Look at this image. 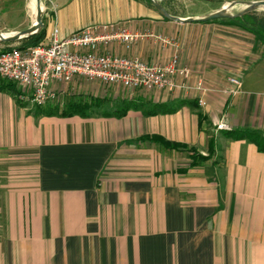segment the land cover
Wrapping results in <instances>:
<instances>
[{
	"label": "crops",
	"instance_id": "0c3cea01",
	"mask_svg": "<svg viewBox=\"0 0 264 264\" xmlns=\"http://www.w3.org/2000/svg\"><path fill=\"white\" fill-rule=\"evenodd\" d=\"M51 1L45 42L54 28L114 24L142 37L99 52L158 66L175 56L190 75L172 91L75 78L48 105L83 101L85 115L70 117L35 116L28 93L0 78V166L20 175L0 185V264H264V31L172 22L145 0ZM159 1L186 19L264 0ZM221 119L229 131H216Z\"/></svg>",
	"mask_w": 264,
	"mask_h": 264
},
{
	"label": "built area",
	"instance_id": "2783aa9c",
	"mask_svg": "<svg viewBox=\"0 0 264 264\" xmlns=\"http://www.w3.org/2000/svg\"><path fill=\"white\" fill-rule=\"evenodd\" d=\"M45 2L52 3L51 0ZM140 37L114 24L88 25L66 37H60L54 28L43 45L23 49L15 46L0 53V78L28 93L30 104L38 107L58 103L59 93H62L59 87L75 78L97 81L105 86L120 85L129 90L186 89L184 82L190 72L178 66L175 56L168 64L158 66L137 58L99 52L100 47L111 43L128 46ZM178 78L182 84L177 82ZM227 81L231 85L227 93L233 95L241 82L232 77ZM195 90L201 95L206 92L201 82L196 84ZM198 104H204L201 98ZM216 131H229V126L221 119Z\"/></svg>",
	"mask_w": 264,
	"mask_h": 264
},
{
	"label": "rangeland",
	"instance_id": "374dc122",
	"mask_svg": "<svg viewBox=\"0 0 264 264\" xmlns=\"http://www.w3.org/2000/svg\"><path fill=\"white\" fill-rule=\"evenodd\" d=\"M29 0H0V33L2 34H9V33H16V32H23L32 25L30 19V12H29ZM42 5V24H43V16L47 15L45 9L48 8V3L45 0H41ZM43 10H45L43 12ZM238 9H235L233 12L235 13ZM240 23L244 25L252 26V28L259 34L260 31H264L263 22L264 14L261 13H250L245 17H242ZM221 20H217L219 22ZM45 25L47 23L45 22ZM251 28V27H249ZM252 34V33H251ZM19 43H11L10 47L18 46ZM4 47V44H0V49ZM235 78V77H232ZM237 79V78H236ZM239 80V79H238ZM240 81V80H239ZM236 93L233 95L237 94ZM55 103V102H54ZM6 166H0V185H8L12 183H18L19 176L18 174H14L13 170L4 169ZM30 176V175H29ZM22 183L25 181L21 180Z\"/></svg>",
	"mask_w": 264,
	"mask_h": 264
},
{
	"label": "water",
	"instance_id": "95a60500",
	"mask_svg": "<svg viewBox=\"0 0 264 264\" xmlns=\"http://www.w3.org/2000/svg\"><path fill=\"white\" fill-rule=\"evenodd\" d=\"M156 10V12L161 15L164 19L185 24V23H207L215 20H238L250 13L264 9V1L257 2H248V1H239V2H230L226 6L221 7L220 9L201 17L196 18H186L180 19L169 15V13L163 8L159 0H149ZM36 2V23L33 27L23 32H17L16 34H2L0 33V44H11V43H20L22 41L28 40L33 36L40 33L43 30L42 24V9H41V0H35ZM244 6V10L233 12L237 7Z\"/></svg>",
	"mask_w": 264,
	"mask_h": 264
},
{
	"label": "trees",
	"instance_id": "16d2710c",
	"mask_svg": "<svg viewBox=\"0 0 264 264\" xmlns=\"http://www.w3.org/2000/svg\"><path fill=\"white\" fill-rule=\"evenodd\" d=\"M148 5H150L152 8V4L149 0H145ZM154 9V8H153ZM217 21V20H215ZM215 21H211V22H215ZM240 20H228V22L231 25H237ZM211 22H207V23H211ZM241 28L246 29L247 31H249L250 33L254 34L257 36V32L252 28V26H249L251 28H248L247 25H244L243 23H241L240 25ZM45 29L43 28V30L40 31L39 34L33 36L32 38L22 41L18 44V48L19 49H23V48H28V47H34V46H39V45H43L45 44ZM10 50V44H4V47L2 49H0V53L5 52V51H9ZM10 85V84H8ZM49 104L52 103H47L45 106L43 107H38V106H34V110L32 111L34 113L35 116H40V115H57L59 117H70V116H76V115H85V103L82 101H78V102H73V103H67L62 105V108L59 105H56L55 108H53L52 110H49ZM59 107V109L57 108ZM55 109V110H54ZM141 140H148L151 141L153 143L159 144L162 147H164L165 149L168 150H179L181 152H191L192 153V158L193 159H198L199 161L201 160H206L208 156H201L199 154L196 153L195 150H187V148L183 145L180 144H175V143H171V142H167L165 140H163L162 138L159 137H143L141 138ZM210 143H212L210 141ZM212 154V150H210L209 156ZM196 165V162H192L190 164V167H194Z\"/></svg>",
	"mask_w": 264,
	"mask_h": 264
},
{
	"label": "bare ground",
	"instance_id": "6f19581e",
	"mask_svg": "<svg viewBox=\"0 0 264 264\" xmlns=\"http://www.w3.org/2000/svg\"><path fill=\"white\" fill-rule=\"evenodd\" d=\"M242 7V10H244L246 7L244 6H241ZM28 8H29V12H30V19H31V23L32 25L30 27H33L36 23V2L35 0H29V5H28ZM42 5H41V9H42ZM17 33V32H16ZM16 33H11V34H16ZM18 34V33H17Z\"/></svg>",
	"mask_w": 264,
	"mask_h": 264
}]
</instances>
